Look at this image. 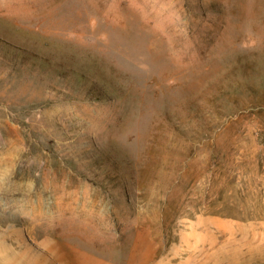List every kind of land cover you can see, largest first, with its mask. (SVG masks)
<instances>
[{"label":"rangeland","instance_id":"rangeland-1","mask_svg":"<svg viewBox=\"0 0 264 264\" xmlns=\"http://www.w3.org/2000/svg\"><path fill=\"white\" fill-rule=\"evenodd\" d=\"M0 264H264V0H0Z\"/></svg>","mask_w":264,"mask_h":264}]
</instances>
